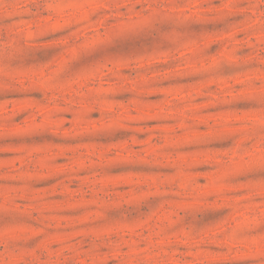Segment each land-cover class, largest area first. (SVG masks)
I'll list each match as a JSON object with an SVG mask.
<instances>
[{"label": "rangeland", "instance_id": "374dc122", "mask_svg": "<svg viewBox=\"0 0 264 264\" xmlns=\"http://www.w3.org/2000/svg\"><path fill=\"white\" fill-rule=\"evenodd\" d=\"M0 264H264V0H0Z\"/></svg>", "mask_w": 264, "mask_h": 264}]
</instances>
